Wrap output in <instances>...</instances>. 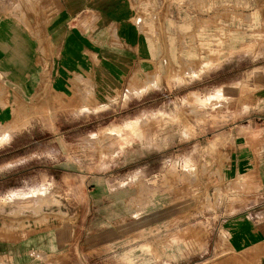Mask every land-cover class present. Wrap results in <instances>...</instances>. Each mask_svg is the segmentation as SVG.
<instances>
[{"label": "rangeland", "instance_id": "374dc122", "mask_svg": "<svg viewBox=\"0 0 264 264\" xmlns=\"http://www.w3.org/2000/svg\"><path fill=\"white\" fill-rule=\"evenodd\" d=\"M168 1L153 20L149 11V36L125 67L96 65L94 101L63 102L16 148L15 217H30L25 233L62 227L64 238L30 264H173L208 249L205 214L229 185L214 180L213 157L226 151L215 140L225 146L231 125L259 121L246 84L232 100L230 83L264 62V19L247 3L206 0L205 18L168 21ZM108 191L114 203H103Z\"/></svg>", "mask_w": 264, "mask_h": 264}, {"label": "crops", "instance_id": "0c3cea01", "mask_svg": "<svg viewBox=\"0 0 264 264\" xmlns=\"http://www.w3.org/2000/svg\"><path fill=\"white\" fill-rule=\"evenodd\" d=\"M232 1L249 4L264 19V0ZM157 3L0 0V264H30L36 253H55L64 243L62 227L25 233L30 217H15L16 148L24 147L31 132L45 131L47 118L62 116L63 102L76 106L95 100L96 65L121 70L128 52L142 51L136 44L149 36L143 23L149 11L151 20L158 14ZM193 13L205 18L206 0L167 2L168 21H185ZM258 69L230 83L232 100L235 83L246 84L247 100L257 103L260 114L253 115L259 121L231 125L234 135L225 146L222 139L215 140L216 149L226 151L213 157L214 180L229 185L205 214L208 222L201 234L209 247L172 258L173 264H264V62ZM16 133H22L17 143ZM110 194L101 196L103 203H114ZM229 195L237 200L226 202L223 197ZM126 196L124 190L119 200ZM183 218L191 224L187 211Z\"/></svg>", "mask_w": 264, "mask_h": 264}, {"label": "bare ground", "instance_id": "6f19581e", "mask_svg": "<svg viewBox=\"0 0 264 264\" xmlns=\"http://www.w3.org/2000/svg\"><path fill=\"white\" fill-rule=\"evenodd\" d=\"M152 248V247H151Z\"/></svg>", "mask_w": 264, "mask_h": 264}]
</instances>
